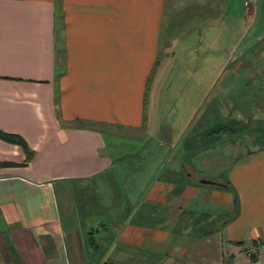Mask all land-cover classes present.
Instances as JSON below:
<instances>
[{
	"label": "crops",
	"instance_id": "0c3cea01",
	"mask_svg": "<svg viewBox=\"0 0 264 264\" xmlns=\"http://www.w3.org/2000/svg\"><path fill=\"white\" fill-rule=\"evenodd\" d=\"M227 1L0 0V129L34 153L0 139V264H264V145L201 144L227 71H260L198 68ZM244 6L231 30L258 46L264 0Z\"/></svg>",
	"mask_w": 264,
	"mask_h": 264
},
{
	"label": "rangeland",
	"instance_id": "374dc122",
	"mask_svg": "<svg viewBox=\"0 0 264 264\" xmlns=\"http://www.w3.org/2000/svg\"><path fill=\"white\" fill-rule=\"evenodd\" d=\"M244 1L245 0L227 1L228 8L230 9L227 15V17H229L227 23H229L230 20H235L238 17H241L242 15L244 16L243 20H245L246 13ZM194 20L197 23L199 22L198 17L192 19V21ZM223 23L224 22L222 19L221 26ZM227 23L222 29L217 26V31L215 30V33L218 35L215 42L212 41L210 44L204 40V37H202V41L200 42L198 50L196 51V56L200 55L202 57L198 62V68L203 69L208 65H211L210 67H214V69L216 67L217 74L215 75L216 79H218L220 74L224 73L232 66L237 65V63L233 62V60L236 61L235 58L237 59L239 56H242V54H245L243 62H247V64H243L242 67L250 69L258 66L260 67V71L254 76L255 80H253V82L252 77L248 76L243 70L237 75L230 74L229 71H227V73L224 75V81L219 84V88L216 87L217 89L215 88V91L212 92V94H214L213 99L211 97L209 101L207 100L208 104L214 103L215 101L218 102L217 106H214L212 108L213 110H211V113L216 118V123H214V126L212 127L213 130H218L223 124L234 123L235 121L239 122V124L235 126L237 129L242 127L240 131L234 133L230 131H223L216 133L215 137L213 136L214 140L212 143H214V141L217 139V142H215L216 145L214 146L215 150L221 153H227V151H229L232 147L236 148L237 151H242L247 147L250 149H256L264 145V121L262 118H254L258 115H261L260 112H257L256 105L263 104L261 101L262 91L260 89V86L262 87V85L260 83L264 80V58L253 56V54H261L259 51H261V49L264 50V43H261L258 46H256L257 44L254 43L247 44L243 40L244 38H242L240 30L236 29L232 32L230 23L228 24V27ZM250 23L251 30H254L256 22ZM188 28L189 27L187 26L186 29ZM259 29L261 30L262 27ZM200 30L203 36L214 34L212 29H204V26L202 25ZM252 38L253 37L249 38L250 41ZM207 49H210L211 51L210 57H205L203 54V52ZM230 52L232 53L231 55L229 54ZM210 59L213 61L208 63ZM197 60L198 58L194 59L195 63ZM226 60L228 61L225 62ZM223 89H227L226 91H223V98H229L226 103L221 101V90ZM169 94V96L172 98V100L169 99V112L167 108V112L162 118H166V116L169 115L172 117L170 119L177 120V118L174 116L178 113V110L181 107L179 104L182 105L183 98L191 96L193 92L186 90L183 96H181L180 90L176 88L175 90L170 91ZM209 94L210 92H208V96ZM231 98L237 99L232 100ZM219 102H222L223 104ZM207 113L208 111L206 110V112L202 114V117ZM239 115H245L248 116V118H237ZM224 169V166L222 167L216 165L215 172L212 174L218 175V173L220 174L222 171H224ZM224 216L226 219H229L231 214L226 212L225 214L223 213V217Z\"/></svg>",
	"mask_w": 264,
	"mask_h": 264
},
{
	"label": "trees",
	"instance_id": "16d2710c",
	"mask_svg": "<svg viewBox=\"0 0 264 264\" xmlns=\"http://www.w3.org/2000/svg\"><path fill=\"white\" fill-rule=\"evenodd\" d=\"M239 124L238 121H235L234 123H227V124H223L221 126L220 129L216 130L214 129L211 134L209 135H213L218 133V132H223V131H230L232 133L240 131L242 129V127L240 129H237L235 126H237ZM0 139L7 141L9 143H13V144H19L21 145L24 150L26 151L27 154V159L30 160L33 156V150L30 148V146L28 145L27 141L19 134H15V133H10V132H6L0 129ZM213 138H208V139H201L202 142V146L203 145H208L210 143L213 142ZM189 142H191V139L189 140ZM10 165V163H6V162H0V167L1 166H5V165Z\"/></svg>",
	"mask_w": 264,
	"mask_h": 264
},
{
	"label": "built area",
	"instance_id": "2783aa9c",
	"mask_svg": "<svg viewBox=\"0 0 264 264\" xmlns=\"http://www.w3.org/2000/svg\"><path fill=\"white\" fill-rule=\"evenodd\" d=\"M258 246H259L258 244L253 246L252 249L249 250L248 254L250 256H254L255 254H257L259 252Z\"/></svg>",
	"mask_w": 264,
	"mask_h": 264
},
{
	"label": "water",
	"instance_id": "95a60500",
	"mask_svg": "<svg viewBox=\"0 0 264 264\" xmlns=\"http://www.w3.org/2000/svg\"><path fill=\"white\" fill-rule=\"evenodd\" d=\"M203 182H207V180H203Z\"/></svg>",
	"mask_w": 264,
	"mask_h": 264
}]
</instances>
